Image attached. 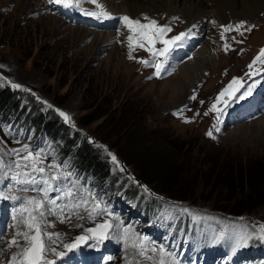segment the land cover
Returning a JSON list of instances; mask_svg holds the SVG:
<instances>
[{
  "label": "rangeland",
  "instance_id": "374dc122",
  "mask_svg": "<svg viewBox=\"0 0 264 264\" xmlns=\"http://www.w3.org/2000/svg\"><path fill=\"white\" fill-rule=\"evenodd\" d=\"M113 1L108 3V0H104L103 8L109 12L131 17L122 8L120 1ZM180 1L178 10L182 11L185 8L183 4L185 0ZM195 1L200 2V0ZM209 5L213 3L210 2L207 6ZM58 6L48 3L47 0L41 2L40 0H0V66H2L0 77L3 78L0 82L7 83L11 87L12 84L21 85V88H12L18 91L24 101L32 99L42 103L44 110L57 114H59L57 109L65 110L71 117L74 125L72 126L80 130L111 164L113 177L107 181L101 179L95 181L88 177L85 183L84 173L79 174L76 165L68 158L64 160L61 155L48 151L46 146L44 147L46 152L40 151L44 154L41 156V166L52 163L53 157L56 164H67L68 167L64 170L71 172L72 177L76 178L77 188L80 190L87 188L95 196L99 206L107 208L92 211V198L89 195L87 206L90 208L79 212L82 219L73 215L70 223H60L56 217L46 214V219L55 224V227L47 228L46 231L64 234L63 241L53 246L59 251H64L63 243L72 242L75 236L85 234L86 229L100 223L99 221L110 222L112 224L110 239L98 246H83L78 251L68 253L67 256L76 257L77 264H129L128 256L131 250L135 249L138 252L133 245L143 244L148 249L153 247L157 249L156 252L149 250L146 255L154 259L153 263L149 264H158L160 247L163 246L167 252H170L168 246L172 243L171 241L169 244L166 243L163 238L164 232L156 234L153 229L154 224L149 222L157 220L160 216L172 219L181 211L180 214L188 216L191 221L198 219H193V215L189 213L200 217L199 219L217 220L224 229L226 239L234 245L237 254L240 247H235L236 238L244 232L258 233L260 226L264 225V204L240 214L230 209H220L218 206L231 205L227 198L231 194L236 196L233 200L246 198L245 192L241 197L237 190L240 180L236 178L234 184H238V187L235 186L233 190L217 188L213 191H203L202 179L207 160L211 158L213 160L226 158L237 162L243 160L244 165L247 163L254 165L255 161H264V121L255 123V120L264 118V111L250 121L244 119L231 121L233 119L231 116H237L233 113V109H239L241 101L230 102V106L224 108V114L219 121L216 113L210 111L216 97L233 78H242L245 85L248 81H252L253 77L264 73V65L259 62L252 69L255 75L249 74L248 67L264 48V11H260L253 19L242 18L230 23L234 26L233 30L224 32L223 39L221 26L225 24L215 19L214 25L219 31L214 32L213 20H210L208 13L212 7L208 8L200 23L199 21L190 23L181 12L171 13L167 11V7H161L162 11H153L154 13L148 10L132 15V18L140 19L142 23L147 22L143 19L147 16L149 19H155L159 25L170 26L172 31L167 33L166 39L177 36L187 29H196L201 41L195 49L212 56L213 60L217 56L218 61H211L203 68L201 65L198 67L195 62L190 63L196 56L186 55L176 64L177 66L175 65L176 68L167 69L159 77L155 75V67H146L138 62L141 59L151 61L152 56L149 52L134 45L131 53L134 59H129L127 36L130 33L122 23L120 28L107 27L102 23L91 24L83 19L81 13H75V7H62V9L61 5ZM66 9L72 10L75 15ZM44 10H46L45 14ZM173 17L181 19L173 20ZM240 21L245 22L244 27L237 31L235 25ZM82 27L91 30V33L81 32ZM249 27L251 31L247 30ZM133 35L135 36L134 33ZM225 43L230 46L227 51L224 48ZM161 46L164 45H156V47ZM219 52L221 57L218 59ZM162 57L157 64L163 62ZM209 64L214 71L213 74L204 71L206 67H210ZM186 66L187 69H192L190 77L181 71ZM223 75L226 76L225 79ZM207 76H210L208 80ZM224 80L226 81L223 84ZM260 84L261 82L257 85ZM193 95L195 99H191ZM262 97L264 102V96ZM201 101L203 103L198 105ZM217 106L224 107L223 104ZM261 108L262 106H259L254 112ZM181 109L183 111L177 115L176 113ZM103 113L107 114L103 115ZM97 114H101V117L87 123ZM107 115L109 118L104 121ZM186 120L191 122H185ZM127 121H130L129 124ZM128 125L130 129H127ZM213 125L219 130H215ZM6 129L8 128L0 125V156H3L5 163L13 158L23 157L24 152L20 153V157H15L11 153L12 150L21 149L24 145H27L34 154L38 151L37 146L30 145L16 135L9 137ZM210 129L215 139L207 135ZM12 133H15L14 129ZM138 136L140 137L137 139ZM171 141L178 145L181 157L179 163H172V169L168 168L169 172L165 180L174 185L179 181V177L181 176L182 179L183 176L189 184L188 187L181 186L183 198L175 196L177 193L171 188L172 185L166 188L170 193H165L161 184L141 178L147 169L141 153L147 151L151 144L161 148ZM112 155L116 157L115 162L112 160ZM122 161L126 163L128 174L122 169ZM78 175H81V178H78ZM176 175L178 178L175 177ZM72 177L71 179H74ZM242 182L244 183L241 190L247 191V182L244 178ZM134 191L135 195H133ZM10 194L15 196L12 191ZM31 196L37 195H28ZM124 198L129 200L128 203L121 204L120 210H111L114 208L111 199L124 201ZM143 204L149 206V210L142 214L136 213L131 207L136 206L141 209ZM184 209H188L189 212L183 211ZM7 214L4 216V222ZM180 218L181 216L178 223ZM159 220L163 223L162 218ZM155 227L158 225L156 224ZM20 229L26 230L24 225H20ZM15 232L13 226L7 230L0 229V237L5 240L3 246H0V264H10L11 255L18 251L14 246L9 248L8 244V241L15 236ZM128 236H132L133 239L129 240ZM231 236L232 240H230ZM182 247L185 250L188 246L183 244ZM87 249L95 253L88 252ZM227 256L217 253L213 264H218L220 261L221 264H228ZM250 257L255 258V256ZM243 258L245 257H239L237 260L233 258L230 264H251V260L245 261ZM48 259L57 262L60 258L49 254ZM63 259L57 264H64ZM164 259L168 260V257L165 255ZM207 260L205 257L197 263L204 264Z\"/></svg>",
  "mask_w": 264,
  "mask_h": 264
},
{
  "label": "snow or ice",
  "instance_id": "6c2138e0",
  "mask_svg": "<svg viewBox=\"0 0 264 264\" xmlns=\"http://www.w3.org/2000/svg\"><path fill=\"white\" fill-rule=\"evenodd\" d=\"M47 2L61 5L64 8H78L80 6L79 0H47ZM91 2L96 3V0H91ZM98 7L101 9L98 13L88 12L86 14L97 16L98 18H113L112 14L105 11L102 6L98 5ZM118 19L130 33L127 36L129 59H134L131 54L134 45L137 48L149 52L153 57L151 61L141 59L138 62L146 67H155V75L157 76L161 74L162 70L167 71L164 69L163 63L157 64V58L160 56L167 58L175 47H179L183 40L191 35V29H189L188 32H181L177 36L166 39L167 33L172 31L171 27L168 25H159L155 19H149L145 16L143 19L147 21L146 23H142L140 19H134L127 15H122ZM172 19L176 20L179 19V17H173ZM212 23L215 24V21H212ZM244 23V21H240L235 25V30L239 31L240 28L244 27ZM233 27L234 26L231 24L222 25L221 28L223 31L221 32V38L223 39L224 32L233 30ZM247 30L251 31V27ZM241 35H243V33H241ZM157 44H162L164 47L157 48ZM229 47L230 46L225 43V51H227ZM257 62L264 65V48L260 50L259 55L253 59L252 63L248 65L250 75L256 74L252 72V69ZM0 79L3 78L0 77ZM257 84H259V81L245 87L242 78H233L228 86L216 97L215 102L211 105L210 111L216 113V118L219 121L220 117L224 114V108L229 107L230 102L246 100L253 95ZM12 87L21 88L22 86L19 84H12ZM195 98V95L191 97V99ZM219 104H223L224 107H218L217 105ZM49 107H51V105H49ZM57 111L65 121L71 120V117L67 113L59 109H57ZM182 111L183 109L179 110L176 114L179 115ZM207 114L208 113H205V115ZM185 122L191 121L186 120ZM213 128L217 131L219 130L216 125H213ZM207 135L215 139L212 129L208 131ZM21 152L25 153L23 157L13 159L8 163H5L3 156H0V200L11 199L12 201H19V206L13 209L12 214L13 221H16V224L13 225L16 229L15 236L8 241L9 248L14 246L18 251L11 255L10 264H56L55 260L48 259L49 254L63 259L68 253L78 251L83 246H98L103 241L110 239L108 232L111 226L104 223L86 229L85 234L75 236L70 243H63L64 251H59L57 247L53 246L59 245L63 241L64 234L46 231L47 228L55 227L54 223H50L46 219V214L47 216H55L60 223H70L73 215L80 219L83 218L79 216L78 209L84 207L85 211L88 210L87 197L89 195H91L93 201L92 211L99 208V204L96 202L95 196L92 195L89 190H80L77 188L76 179H69L73 174L64 170L67 169V164L58 165L55 163V157H53L52 163L47 166H41V156L44 154L40 151L34 154L27 145H24L21 149L12 150L11 155L20 157ZM112 160L114 162L116 161L114 155H112ZM15 187H18L21 191L37 192L38 195L20 197L7 194ZM4 189H7V193ZM74 189H76L75 192ZM53 192L56 193V195H51ZM39 194H42V196ZM58 201H60V203H58ZM74 201H79V203H74ZM183 211L189 212L188 209H184ZM189 214L193 215V219L200 218L192 213ZM89 215L91 216V212ZM20 225H24L26 230L22 231ZM125 231H127V229H125ZM252 238L264 240V225L260 226L258 233H241L235 240V247L246 246L247 242ZM125 243L127 244V241H125ZM133 247L137 248L138 254L145 260L152 259L151 256L146 255L149 250L152 252L157 251L156 248L153 247L148 249L143 244L133 245ZM159 254L160 259L158 264H166L164 259L165 255L168 257L167 264H179L174 253L166 252L163 246L160 247Z\"/></svg>",
  "mask_w": 264,
  "mask_h": 264
},
{
  "label": "trees",
  "instance_id": "16d2710c",
  "mask_svg": "<svg viewBox=\"0 0 264 264\" xmlns=\"http://www.w3.org/2000/svg\"><path fill=\"white\" fill-rule=\"evenodd\" d=\"M105 114L107 113H103V115ZM99 117H101V114H97L87 123ZM108 118L109 115L105 117L104 121ZM127 122L129 124L130 121ZM0 125L5 126L4 128L8 126L15 127V135L21 133L23 140L26 142L35 143L36 146L43 144L50 147L52 152L61 155L66 160L68 158L79 171L84 172L86 176H90L95 181L96 179L107 181L113 177L111 164L103 158L98 149L80 130L68 126L57 113L44 110L42 103L39 101L32 99L24 101L17 90L7 83L1 82ZM127 129H130V125ZM120 133L121 131H119ZM177 146L172 141L161 148L151 144L147 151L141 153L143 155L142 159L147 164V169L145 175L140 177L149 180L151 183L161 184L162 191L165 193H170L169 189L166 188L172 185L165 180V176L168 174L169 169H172V163H179L181 157ZM207 161L202 179L203 191H213L217 188H231L233 190L235 186L238 187V184H234L237 178L240 180L237 190H239L241 197L244 192L246 193V198L242 197L239 200L238 198L233 200V197L236 196L229 195L227 198L231 205H228V207L218 206L220 209H230L240 214L264 204V161H255L254 165H250V163L244 165L243 160L237 162V160L226 158L220 160L211 158ZM175 177L178 178V175ZM243 178L247 182V191L241 190L242 183H244L242 182ZM188 185L185 178L182 176L181 179L180 176L179 181H176L171 188L177 193L175 194L176 197L183 198L181 186L188 187ZM133 195H135V191ZM131 197L134 198V196ZM183 222L184 219H181L179 223L177 221L176 228L178 230L183 226ZM194 225L197 234L203 237L209 236L212 228H214L213 224H209V221L204 219L194 222ZM216 228L218 227L216 226Z\"/></svg>",
  "mask_w": 264,
  "mask_h": 264
},
{
  "label": "bare ground",
  "instance_id": "6f19581e",
  "mask_svg": "<svg viewBox=\"0 0 264 264\" xmlns=\"http://www.w3.org/2000/svg\"><path fill=\"white\" fill-rule=\"evenodd\" d=\"M112 1L113 0H108V3L109 2L112 3ZM117 1L121 2V5L123 6L122 8L125 10L126 13H129L131 15V17H132V15H135V14H137L140 11H148V10H150V12H153V11L157 12V11L161 10V7H165V8L167 7V11H170L171 13L181 12V14L183 16H185L190 23L191 22H198V21H199V23L202 22L203 18L205 17L204 14H206L208 12V8H211V7H212V10L210 12H208V13H210V15H209L210 20H213V21L216 22L215 19H218L219 22H223L225 25H228V24L232 23L233 21L239 20V19H242V18L253 19V18H255L256 15H258V13L260 11H262V12L264 11V0H206V1L205 0H200V2L195 1V0H185L184 3H183L185 5V8H183L182 11L178 10L179 9L178 4L181 5V1L180 0H164V1H167L166 3H160V2H157V1H154V0H117ZM150 1H153V2H150ZM40 2H41V0H40ZM210 2H212L213 5L207 6L208 3H210ZM102 3H104V0H96V3H92L91 0H87V1H82L81 0V1H79L80 6L78 8L75 7V13H77V14H78V12L81 13L82 16H83V19L85 21H88L91 24L102 23L105 26H109L111 22H115L116 21V22H118L116 27L120 28L121 27V22L119 21L118 18L120 16H122L121 13H113V12L107 11V12L112 14L113 18H111V19L110 18H103V17L102 18H98L97 16L86 14L88 12H97L98 13L101 10L98 7V5L103 7ZM111 3H110V5H111ZM240 5H242V7ZM204 6L206 8H204ZM164 9H163V11H165ZM47 12H49V11H47ZM45 13H46V10H44V14ZM179 19H181V18H179ZM60 21H62V20H59V22ZM213 26L215 27L214 32L215 31L218 32L219 30L217 29V27L214 24H213ZM75 28H76V26H75ZM80 31L81 32L84 31V32H87V33H91V30L89 31V30H87L86 28H83V27H82V29H80ZM191 31L198 35V32H197L196 29H191ZM222 31H223V29L221 30V32ZM184 32H187V30H185ZM188 40H189V38H188ZM184 43H185V41L183 40V42L181 44H184ZM206 46L209 47V44L206 43ZM157 48H160V47H157ZM196 50H197V52H195ZM195 51H194L195 53L193 54V57L196 56V58L194 60L191 59L190 63L195 62L198 65V67H199V65H201L204 68V66H207L209 62L218 61L217 60V56H216V59L214 58V60H213V57L212 56L211 57L208 56L207 54H205V52H203V51H199L198 52V49H195ZM214 53H215V51H214ZM229 56H231V55H229ZM219 57H221V53L220 52H219V55H218V59H219ZM190 66L193 68L192 65H190ZM181 71H182V73L184 72L188 76L191 73L192 69L191 68L187 69V66H186ZM204 71L212 73V74L214 72L211 69V65H210V67L209 66L206 67V69ZM190 76L191 75H189V77ZM208 77H210V76H207V80L209 79ZM225 78H226V76L223 75V79H225ZM192 79L194 80V77ZM225 81L226 80H224L222 83L224 84ZM257 81L261 82V84H263V82H264L263 79L257 80ZM261 93H263V95H264V88L261 90ZM201 102H199L198 105H201L202 104ZM243 102H244V100L241 101V106H242ZM258 107H256L255 110ZM253 112H254V110L252 111V113ZM234 117H235V115L231 116V118H234ZM233 120H236V118L232 119L231 121H233ZM255 121H254L255 123H260V122L264 121V118H262L260 120L257 119ZM4 190L7 193V189H4ZM12 192L14 193L15 196H20V197H28V195H30L28 192L21 191L20 189H18V190H13L12 189ZM7 194L11 195L10 193H7ZM0 203H1L0 223L4 224V216L7 213H9L10 210L16 208V206L19 205V201H12L11 199H8V200H0ZM59 233H61V232H59ZM128 239L132 240L133 237L132 236H128ZM128 257L130 259V263L129 264H149L150 262L154 261L153 258L151 260L143 259L142 257H140V255L138 254V252L135 249L131 250V252H130ZM75 259L76 258H74V257L69 259V257L66 256L63 259V262H64V264H72V263H74L73 261ZM58 261H60V259L57 260V262ZM165 261H166V264H167L168 260H165ZM57 262H56V264H57Z\"/></svg>",
  "mask_w": 264,
  "mask_h": 264
},
{
  "label": "water",
  "instance_id": "95a60500",
  "mask_svg": "<svg viewBox=\"0 0 264 264\" xmlns=\"http://www.w3.org/2000/svg\"><path fill=\"white\" fill-rule=\"evenodd\" d=\"M60 111L64 112L65 110L60 109ZM65 113H67V112L65 111ZM67 114H68V113H67ZM68 115H69V114H68ZM66 122H67V124L70 125V126L73 125L72 120H70V121H66ZM122 165H123L122 167H123L125 173L128 174V173H129V172H128V169H127V167L124 165V162H123V161H122ZM99 224H104V223H99ZM99 224H98V225H99ZM107 224L111 226L110 229H109V231H110L111 228H112V225H111L110 223H108V222H107ZM96 226H97V225H96ZM96 226H93V227H96ZM93 227H91V228H93ZM108 233H109V232H108Z\"/></svg>",
  "mask_w": 264,
  "mask_h": 264
}]
</instances>
